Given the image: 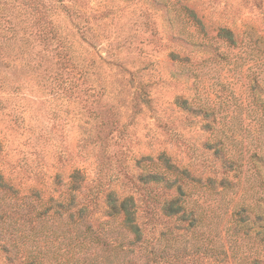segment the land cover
Instances as JSON below:
<instances>
[{"label":"rangeland","instance_id":"obj_1","mask_svg":"<svg viewBox=\"0 0 264 264\" xmlns=\"http://www.w3.org/2000/svg\"><path fill=\"white\" fill-rule=\"evenodd\" d=\"M4 13L0 264H264V0Z\"/></svg>","mask_w":264,"mask_h":264},{"label":"trees","instance_id":"obj_2","mask_svg":"<svg viewBox=\"0 0 264 264\" xmlns=\"http://www.w3.org/2000/svg\"><path fill=\"white\" fill-rule=\"evenodd\" d=\"M4 10L1 9V12H3ZM5 14V13H4ZM1 14L0 15V51H2L4 48H6V46L8 45L9 41L14 39L16 40L17 38V29L15 24L13 25L12 21H10V19H7V15L5 14ZM6 25V26H5ZM10 35V36H9ZM2 54V52H0V55ZM183 195V194H180ZM112 201L114 203H112ZM178 199L174 200V204H176V206H172V208H169V211L171 214H178L179 212H181L182 206L178 205ZM109 210L111 211V215L114 217H117L118 215H123V224H128V227H130V229H132V232H134L135 234V238L136 240L139 242L141 241L140 238V229L138 230V226L135 224V219L134 218V204L131 201V198H125L122 199L119 202H115V200L113 199L112 196L109 197ZM128 208H131L133 213H128Z\"/></svg>","mask_w":264,"mask_h":264}]
</instances>
